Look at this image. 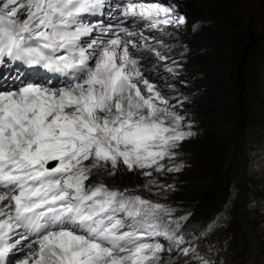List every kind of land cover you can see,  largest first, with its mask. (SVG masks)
<instances>
[{
	"label": "snow or ice",
	"instance_id": "snow-or-ice-1",
	"mask_svg": "<svg viewBox=\"0 0 264 264\" xmlns=\"http://www.w3.org/2000/svg\"><path fill=\"white\" fill-rule=\"evenodd\" d=\"M188 23L179 0H0V264H219L152 194L197 134L164 39ZM118 172L149 179H97Z\"/></svg>",
	"mask_w": 264,
	"mask_h": 264
},
{
	"label": "rangeland",
	"instance_id": "rangeland-1",
	"mask_svg": "<svg viewBox=\"0 0 264 264\" xmlns=\"http://www.w3.org/2000/svg\"><path fill=\"white\" fill-rule=\"evenodd\" d=\"M179 3L189 23L164 39L183 61L177 95L197 134L166 180L174 190L152 194L188 217V235L219 264H264V0ZM129 177L97 179L137 191L149 179Z\"/></svg>",
	"mask_w": 264,
	"mask_h": 264
},
{
	"label": "bare ground",
	"instance_id": "bare-ground-1",
	"mask_svg": "<svg viewBox=\"0 0 264 264\" xmlns=\"http://www.w3.org/2000/svg\"><path fill=\"white\" fill-rule=\"evenodd\" d=\"M224 31H226V29H225V27H222V28L220 29V32H221V33H224ZM222 35H223V34H222ZM223 39H224V38H223ZM223 39H222V42H221V43H222L223 45H225L226 43L223 41ZM174 58L177 59L178 57L175 56ZM223 80L226 82V81H227L226 77H225Z\"/></svg>",
	"mask_w": 264,
	"mask_h": 264
}]
</instances>
